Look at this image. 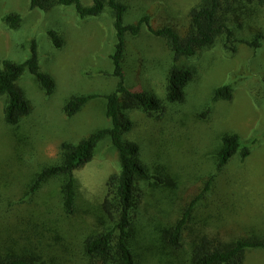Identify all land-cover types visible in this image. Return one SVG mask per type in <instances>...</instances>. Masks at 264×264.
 Instances as JSON below:
<instances>
[{
    "label": "rangeland",
    "instance_id": "obj_1",
    "mask_svg": "<svg viewBox=\"0 0 264 264\" xmlns=\"http://www.w3.org/2000/svg\"><path fill=\"white\" fill-rule=\"evenodd\" d=\"M124 2L127 22H137L148 14L153 25L172 23L184 33L188 7L197 0ZM9 14L21 15L18 26L5 20ZM245 24L247 31L259 26L264 30V12ZM49 29L61 33L65 40L62 48L52 44ZM34 42L42 68L55 78L57 87L54 93L46 94L26 73L20 85L32 101L33 111L17 127L4 123L5 97L0 98V253L22 251L24 242L8 236L6 229L10 228L17 239L25 233L21 229L28 228H15L17 222L30 218L33 227L25 236L37 246L51 249L59 264H95L85 251L84 239L113 226L103 210L106 181L119 166L110 140L101 142L93 160L75 172L78 196L74 213L63 210L58 180L51 179L36 194L29 192L42 166L57 161L63 141L77 142L110 123L104 96L117 83L112 76L111 54L116 41L111 14L106 11L100 17L82 18L72 6L42 11L31 9L29 0H0V64L7 58L25 60ZM173 65L197 71L186 89V100L167 103L161 120L130 110L134 125L125 136L141 143L142 157L151 164L152 172L169 171L175 183H160L153 178V184H142L135 245L144 259L142 264H153L141 250L143 247L148 253L150 244L158 247L164 260L173 257L161 231L206 189L210 179L212 188L194 206L191 228L227 240L240 236L264 238V40L260 48L239 44L232 52L219 39L194 57L175 62L163 38L146 30L138 37H129L124 60L129 85H141L164 99ZM227 84L233 88V99L213 100L215 89ZM80 94L99 96L78 114L68 116L66 103ZM234 133L250 147V156L242 160L238 154L217 171L214 156L221 139ZM187 236L191 237L189 231ZM44 259L50 264L52 258ZM245 264H264V249L249 250Z\"/></svg>",
    "mask_w": 264,
    "mask_h": 264
},
{
    "label": "trees",
    "instance_id": "obj_2",
    "mask_svg": "<svg viewBox=\"0 0 264 264\" xmlns=\"http://www.w3.org/2000/svg\"><path fill=\"white\" fill-rule=\"evenodd\" d=\"M29 6L31 9L42 11L72 6L82 18L100 17L106 11L110 12L116 41L115 50L111 54L112 76L117 79L113 91L104 96L109 125L77 142L63 141L59 147L57 161L42 166L34 175L29 193L36 194L51 179L58 180L63 210L66 214L74 213L78 196L75 172L93 160L101 142L110 140L117 151L119 166L106 181L103 210L113 222V226L88 235L84 239V248L95 264H142L144 259L135 248L138 239L137 219L144 194L142 184H153V178L160 183H175L169 171L166 173V170H163L164 173H161L154 169L156 173L152 172L151 164L142 157L141 143L125 138L134 125L129 111L140 110L150 118L161 120L167 110V103L177 104L186 100V89L197 71L191 67L173 65L167 76L164 99L145 90L141 85H129L124 68L129 37H138L146 30L153 36L163 38L173 52L175 62L182 58L194 57L200 51L212 47L219 39L223 40L224 48L232 52L238 50L239 44H247L257 49L262 46L264 40L263 26L247 31L245 22L255 20V17L264 12V0H197L188 7V26L184 33L172 23L153 25L148 14L143 15L137 22H127L128 7L124 0H29ZM21 19L20 14L5 16V20L13 27L18 26ZM47 35L57 49L63 47L65 40L59 31L49 29ZM26 73L36 79L46 94L54 93L57 87L55 78L42 68L37 42H34L30 55L25 60L3 59L0 64V98L5 97L3 119L10 127L19 126L33 111L32 101L20 85ZM98 96L76 95L66 103L65 112L68 116H74ZM218 99L232 100V86L227 84L216 88L213 100ZM250 153V147L243 143L238 133L224 135L214 156L217 171L223 170L236 155L239 154L242 160H245ZM211 181L212 179L207 182L206 189L191 201L180 216L171 220L161 231V238L166 246L173 250V257L164 260L160 251L158 252V247L153 244H150L149 254L145 248H141L153 264H245L249 250L264 249L262 237L240 236L227 240L217 234L195 232L191 228L194 206L204 196L205 191L212 188ZM40 217L42 219L43 213H40ZM23 220L17 222L15 228L23 225L33 227L30 218ZM28 228L21 229L25 233L16 239L7 227V235L18 243L24 242V248L9 254L0 253V264H49L44 256L52 258L50 264H59L51 249L39 247L25 236L31 234ZM188 231L190 238H187ZM186 243L189 244L186 246Z\"/></svg>",
    "mask_w": 264,
    "mask_h": 264
}]
</instances>
